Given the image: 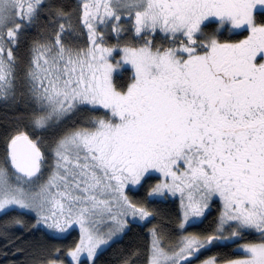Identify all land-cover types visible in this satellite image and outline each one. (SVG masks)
<instances>
[{
	"label": "snow or ice",
	"instance_id": "6c2138e0",
	"mask_svg": "<svg viewBox=\"0 0 264 264\" xmlns=\"http://www.w3.org/2000/svg\"><path fill=\"white\" fill-rule=\"evenodd\" d=\"M0 104L20 264H96L131 223L119 264H264V0H0Z\"/></svg>",
	"mask_w": 264,
	"mask_h": 264
},
{
	"label": "trees",
	"instance_id": "16d2710c",
	"mask_svg": "<svg viewBox=\"0 0 264 264\" xmlns=\"http://www.w3.org/2000/svg\"><path fill=\"white\" fill-rule=\"evenodd\" d=\"M55 2L62 3L66 10L68 8H74L80 3L78 0H55ZM35 31V28L30 29L29 34H35ZM225 35H232L233 38H235V33L229 34L225 32ZM240 35H243V33L241 32ZM157 38L159 39V37ZM125 75H127V73H125ZM4 113V106L0 104V134H2L4 128ZM2 149L3 141L2 138H0V151H2ZM137 195L142 196V190L138 192ZM152 203L162 212L161 217H159L156 221H153V223H160L161 221L165 222L168 228L171 230L172 236H178L180 233L175 230V225L178 223L177 218L179 216L178 200L168 199L161 202L153 201ZM217 210V208H212L208 212L207 218L202 224L195 225L193 228L188 230L200 231L209 227L217 214ZM16 214L18 213L10 212L8 213V216ZM5 218L6 217L4 215H0V222H2ZM28 219L31 220L33 218L28 217ZM148 227L149 225L147 224L141 226L139 223H131L125 234L111 243L110 247H107L104 251L98 254L96 258V264H119V258L122 251H127L134 246H143L144 242L147 240L146 233ZM7 231L9 233L10 239L13 237L19 238V240L16 241V244L20 247H23L27 242L39 240L42 235L41 231L39 230H26L18 226H11ZM44 238H48L46 234H44ZM73 238H78V229L73 231L66 240H57L52 242L56 244H67L70 243ZM228 250V248L210 249L209 251L202 253L199 258H204L213 252H227ZM24 259H26V255L15 252L13 245L7 243L2 230H0V264H20V262ZM193 264H195V262H193Z\"/></svg>",
	"mask_w": 264,
	"mask_h": 264
},
{
	"label": "rangeland",
	"instance_id": "374dc122",
	"mask_svg": "<svg viewBox=\"0 0 264 264\" xmlns=\"http://www.w3.org/2000/svg\"><path fill=\"white\" fill-rule=\"evenodd\" d=\"M80 2V0H78Z\"/></svg>",
	"mask_w": 264,
	"mask_h": 264
}]
</instances>
